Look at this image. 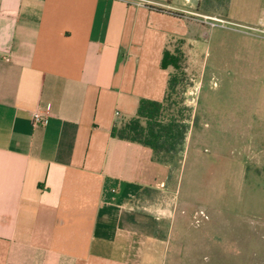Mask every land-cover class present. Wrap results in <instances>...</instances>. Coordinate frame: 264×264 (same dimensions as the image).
Instances as JSON below:
<instances>
[{"label": "crops", "instance_id": "obj_1", "mask_svg": "<svg viewBox=\"0 0 264 264\" xmlns=\"http://www.w3.org/2000/svg\"><path fill=\"white\" fill-rule=\"evenodd\" d=\"M169 1L0 0V264H151L169 170L111 131L163 100L177 39L195 58L199 0Z\"/></svg>", "mask_w": 264, "mask_h": 264}, {"label": "rangeland", "instance_id": "obj_2", "mask_svg": "<svg viewBox=\"0 0 264 264\" xmlns=\"http://www.w3.org/2000/svg\"><path fill=\"white\" fill-rule=\"evenodd\" d=\"M194 13L200 16L181 14L197 26L195 58L184 40L168 49L183 54L191 122L184 149L166 160L162 189L171 215L155 212L160 203L152 198L143 257L151 264H264V0H230L223 17ZM203 16L224 22L210 26Z\"/></svg>", "mask_w": 264, "mask_h": 264}, {"label": "trees", "instance_id": "obj_3", "mask_svg": "<svg viewBox=\"0 0 264 264\" xmlns=\"http://www.w3.org/2000/svg\"><path fill=\"white\" fill-rule=\"evenodd\" d=\"M218 4L212 5V2ZM230 0H199L197 11L226 16ZM183 54L179 50L163 52L161 68L169 69L167 86L161 102L140 100L133 118L111 131V137L148 148L153 161L167 165L184 149L191 122V109L184 106L182 93L185 73L181 66ZM185 87V84H184Z\"/></svg>", "mask_w": 264, "mask_h": 264}, {"label": "built area", "instance_id": "obj_4", "mask_svg": "<svg viewBox=\"0 0 264 264\" xmlns=\"http://www.w3.org/2000/svg\"><path fill=\"white\" fill-rule=\"evenodd\" d=\"M189 14H191V13H189ZM193 17H199L200 15H198V14H195V13H193V14H191ZM203 18H204V23L205 24H208L209 23V25L210 26H214V23H220V22H224V21H222V20H219L218 18H212V17H210V16H203ZM208 21V22H207ZM45 115L43 114H40L39 112H34L33 114H32V124H33V126H39V125H41L42 123H44V121H45Z\"/></svg>", "mask_w": 264, "mask_h": 264}]
</instances>
